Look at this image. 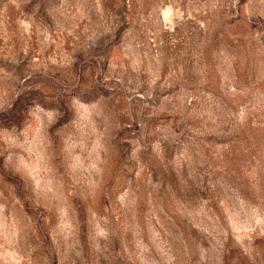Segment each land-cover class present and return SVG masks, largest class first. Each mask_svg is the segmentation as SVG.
<instances>
[{
  "label": "rangeland",
  "instance_id": "1",
  "mask_svg": "<svg viewBox=\"0 0 264 264\" xmlns=\"http://www.w3.org/2000/svg\"><path fill=\"white\" fill-rule=\"evenodd\" d=\"M0 264H264V0H0Z\"/></svg>",
  "mask_w": 264,
  "mask_h": 264
}]
</instances>
